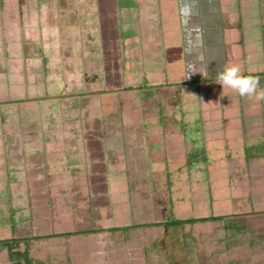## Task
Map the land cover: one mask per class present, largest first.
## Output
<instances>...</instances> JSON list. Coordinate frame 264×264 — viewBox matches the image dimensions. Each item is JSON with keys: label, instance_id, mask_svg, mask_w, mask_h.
Here are the masks:
<instances>
[{"label": "crops", "instance_id": "0c3cea01", "mask_svg": "<svg viewBox=\"0 0 264 264\" xmlns=\"http://www.w3.org/2000/svg\"><path fill=\"white\" fill-rule=\"evenodd\" d=\"M19 2L0 0V90L7 85L4 79L10 77L15 85L22 87L18 89L17 99L11 102V109L1 107L0 170L7 172L10 179L12 220L15 222L13 238L17 243L27 244L21 259L29 258L30 264H44L32 260V248L48 243L73 246L76 241H86L97 234L89 233L93 229L72 230V220L61 214L65 205L63 208L58 205L60 211L58 207L53 208V200L67 195L69 182L64 181L65 177L72 178L70 184L74 179L79 190L87 191L91 224L107 226L113 223L117 227L111 218L114 202L110 185L111 174L120 171L122 163L127 164L125 170L130 178H149L148 157L155 162L160 156L149 148L156 147L152 141L158 138L162 140L168 169L179 170L180 163L186 164L189 147L184 133L198 132L193 127L195 124L199 125L206 156L215 159L224 130L228 133L226 144L231 138L235 141L230 148L238 146L239 132L236 130L233 137V127L223 129V125L227 119L235 124L239 119L229 114L232 109L221 105L217 92L219 84L213 82L216 74L226 66L220 0H24L26 8H20ZM52 14L57 19H53ZM71 14L78 20L68 26L65 18ZM81 19L85 20L81 22ZM69 33L77 37L75 44L79 47L73 49L76 62H72L70 76L66 74L64 78L69 81V87L65 82L58 95L47 99L42 95L37 97L39 93L36 95L35 91L32 95L22 68L24 55L19 36L38 45L50 42L52 35L60 36L57 44L61 46L69 39L63 38ZM117 35L125 37L117 38L122 55L118 53L116 61L103 53L106 44L108 54L113 51L116 55ZM82 36H87L86 46ZM142 38L155 48L160 45L168 60L165 73L169 84L155 86L157 93L154 92V99L150 101L152 107L147 106L148 101L147 104L142 102L140 76L135 73L126 76L128 65L125 62L129 58L138 59V43ZM12 49L15 52L12 53ZM167 50L172 52L167 55ZM193 62L197 72L206 68L205 77L187 71L188 64ZM111 71L115 84L112 87L108 82L112 89L106 92L118 97L119 104L115 107L117 111L121 109L115 129H108L111 121L105 124L100 96L96 93ZM121 77L124 86L120 85ZM156 80V77L150 79L151 82ZM175 83L185 86L186 90L190 89L188 83L191 88L198 89L197 98L201 101L196 110H192L190 100L184 102L186 106L183 107L180 86ZM7 89L9 91L10 87ZM154 100H157V107ZM195 112L200 123L188 120L189 127L185 129L184 114ZM233 112L234 116L239 114L238 110ZM63 220L67 221L65 226L60 224ZM50 228L51 232L54 230L52 233H49ZM23 233L19 238L16 236ZM0 264H12L8 252H0Z\"/></svg>", "mask_w": 264, "mask_h": 264}, {"label": "rangeland", "instance_id": "374dc122", "mask_svg": "<svg viewBox=\"0 0 264 264\" xmlns=\"http://www.w3.org/2000/svg\"><path fill=\"white\" fill-rule=\"evenodd\" d=\"M23 1L19 2L20 8H26V2ZM218 6L222 17L226 65L235 64L243 74L257 76V92L264 91V0H220ZM54 17L52 14L53 19ZM77 20L73 14L65 18L68 26L74 25ZM83 20L85 19L80 21ZM70 34L63 37L69 39L61 46L57 44L60 36L52 35L50 42L40 45L34 41L27 42L25 37L19 36L24 55L22 68L26 73V85L27 82L30 83L28 89L31 88L32 95L35 91L36 95L39 93L37 97L42 95V98L47 99L64 89V78L66 74L70 76L72 62L76 58L73 49L79 48L75 44L77 37ZM149 36L150 34L145 37L148 39ZM82 37L86 46L87 36ZM119 37L125 36L117 35L116 40ZM138 44V59L133 58L136 63L130 58L125 62L128 65L126 76L129 77V73L140 76L142 102L147 104L148 101L147 106L152 107L153 103L150 101L154 99L155 86L169 84L165 73L168 60L160 45L155 48L154 44L146 43L145 38ZM120 45L117 40L116 51L114 50L116 55H113V51L108 54L105 44L103 54L110 59L116 58L117 61L118 53L122 55ZM11 52L15 50L12 49ZM169 52L172 50H167V55ZM99 55L103 57L101 52ZM151 74L153 76L149 77ZM114 77L111 71L96 90L100 96V111L104 122H112L108 129H115L116 117L121 111H117L118 108L115 107L119 104L118 97L114 98L106 92L115 84ZM153 77L157 80L151 82ZM4 80L8 87L6 85L3 91L0 90V127L3 115L1 107L11 109V102L17 99L18 89L22 90L20 85L13 83V77ZM108 82L111 83L110 87ZM66 83L69 87V81ZM127 83L126 78V86L129 85ZM189 84V90L180 83L174 85L180 86V102L182 101L183 107L190 100L192 110H196L201 100L197 98L198 89L191 88ZM120 85L124 86L122 77ZM217 92L221 97V105L232 109L229 114H232V118L239 119L236 124L229 123L227 119L223 125V129L233 127V137L239 132L237 147L230 148L234 144V139L231 138L226 144L228 133L224 130L220 140L221 147L218 146L219 155L215 159L207 157L205 143L199 136V125L195 124L193 127L198 132L184 133L189 143L186 164L180 163L179 170L170 171L167 159L163 156L162 140L155 139L152 142H155L156 147L149 148V151H155V155L160 156L155 162L151 160L154 158L148 157L149 178H130L129 172L125 170L126 163L125 166L122 163V170L111 174V200L114 202V215L111 218L115 220L117 227L113 223L107 226L91 224L87 191L79 190L74 179L70 184L72 178L65 177L64 181L69 182L67 195L53 200V208L58 207L60 211L58 205L62 208L65 205L61 214L72 220V230L93 229L98 230V233L86 241H76L73 246L61 247L62 244L54 246L53 243H48L46 246L34 247L31 250L32 260H40L44 264H264V99L255 94L241 97L232 89L222 88L221 85ZM154 104L158 106L157 100H154ZM236 110L239 114L234 116L233 111ZM195 113L184 114L185 129L189 127L188 120L192 123L193 120L199 122V116ZM161 123H158L159 126ZM193 133H197V137ZM2 134L0 128L1 140ZM9 183L7 172L0 170V252H8L12 264H26V260H31H22L21 257L27 244L20 241L17 243L13 238L14 207ZM121 213L125 215L122 217ZM209 216L226 217L228 221L163 225L174 220ZM66 222L63 220L60 224L65 226ZM52 232L50 228L49 233ZM24 234L16 236L19 238Z\"/></svg>", "mask_w": 264, "mask_h": 264}, {"label": "clouds", "instance_id": "9594fccd", "mask_svg": "<svg viewBox=\"0 0 264 264\" xmlns=\"http://www.w3.org/2000/svg\"><path fill=\"white\" fill-rule=\"evenodd\" d=\"M187 71L189 73H199L204 77L207 75L206 68L199 72L195 71V62L188 64ZM215 79L216 83L221 85L222 88L232 89L241 97L255 94L264 99V91L257 92L259 78L251 74H243L240 67L235 64L224 66L222 70L216 74Z\"/></svg>", "mask_w": 264, "mask_h": 264}, {"label": "trees", "instance_id": "16d2710c", "mask_svg": "<svg viewBox=\"0 0 264 264\" xmlns=\"http://www.w3.org/2000/svg\"><path fill=\"white\" fill-rule=\"evenodd\" d=\"M227 220L228 218L222 217V216H209V217H204V218H196V219H187V220H178V221H169L164 223V226H179V225H185V224H195V223H205V222H219V221H224ZM89 233H98V230H91ZM26 264H30L26 260Z\"/></svg>", "mask_w": 264, "mask_h": 264}]
</instances>
